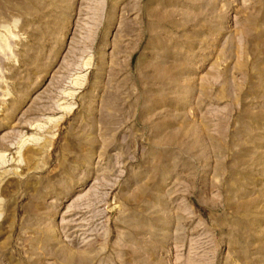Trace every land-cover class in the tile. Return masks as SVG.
Masks as SVG:
<instances>
[{
  "label": "rangeland",
  "instance_id": "obj_1",
  "mask_svg": "<svg viewBox=\"0 0 264 264\" xmlns=\"http://www.w3.org/2000/svg\"><path fill=\"white\" fill-rule=\"evenodd\" d=\"M0 264H264V0H0Z\"/></svg>",
  "mask_w": 264,
  "mask_h": 264
}]
</instances>
